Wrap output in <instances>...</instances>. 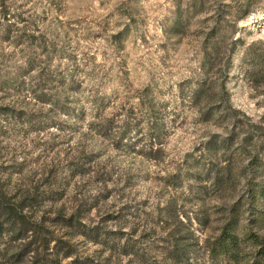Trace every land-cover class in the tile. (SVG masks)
<instances>
[{
  "label": "rangeland",
  "instance_id": "rangeland-1",
  "mask_svg": "<svg viewBox=\"0 0 264 264\" xmlns=\"http://www.w3.org/2000/svg\"><path fill=\"white\" fill-rule=\"evenodd\" d=\"M264 0H0V264H264Z\"/></svg>",
  "mask_w": 264,
  "mask_h": 264
},
{
  "label": "trees",
  "instance_id": "trees-1",
  "mask_svg": "<svg viewBox=\"0 0 264 264\" xmlns=\"http://www.w3.org/2000/svg\"><path fill=\"white\" fill-rule=\"evenodd\" d=\"M262 256L264 258V247L262 248Z\"/></svg>",
  "mask_w": 264,
  "mask_h": 264
}]
</instances>
